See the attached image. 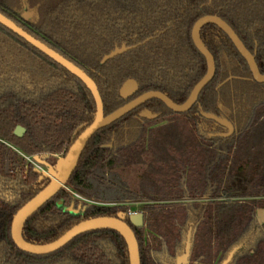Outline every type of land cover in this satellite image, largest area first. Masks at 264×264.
<instances>
[{"label": "trees", "instance_id": "1", "mask_svg": "<svg viewBox=\"0 0 264 264\" xmlns=\"http://www.w3.org/2000/svg\"><path fill=\"white\" fill-rule=\"evenodd\" d=\"M29 2L32 7L22 0H0V12L83 69L97 85L104 115L148 90L161 91L176 103L187 98L206 72V60L191 38L194 22L204 14L225 20L264 74V0ZM13 4L21 8L13 9ZM30 10L33 13L24 17ZM199 37L214 58L215 73L196 102L185 112H174L152 98L97 130L65 184L84 200L60 188L25 221L26 241L48 243L83 220L116 216L132 228L141 264H213L207 251L194 254L198 227L206 231L204 242L218 248L215 254L221 253L217 264L229 255L228 264H264V222L256 214L264 208V83L253 79L246 60L218 26L204 24ZM123 45L128 47L125 51L104 60ZM128 78L135 79L138 88L123 98L119 88ZM198 105L224 115L234 132L228 137L201 134L224 128L203 117ZM143 109L156 116H141ZM95 112L94 98L77 76L0 23V264H130L126 241L113 229L81 233L47 254L23 251L11 237L16 211L50 181V174L39 166L55 171L59 157ZM173 115L188 117L202 143L211 147L227 145L238 131L245 142L239 158L228 156L226 148L206 154L205 191L199 194L204 198L196 200L192 193L194 198L179 207L163 202L152 188L135 193L106 175L119 151L144 140L159 148L153 125ZM17 125L25 128L21 136L14 134ZM224 178L229 184L222 190ZM241 186L253 189L250 196L257 192L262 197L216 201L222 195L241 194ZM135 200L145 201L142 227L129 222L128 202Z\"/></svg>", "mask_w": 264, "mask_h": 264}, {"label": "water", "instance_id": "2", "mask_svg": "<svg viewBox=\"0 0 264 264\" xmlns=\"http://www.w3.org/2000/svg\"><path fill=\"white\" fill-rule=\"evenodd\" d=\"M33 12L26 11L23 15L24 17L30 16ZM0 23L22 38H24L28 43L39 49L41 52L52 58L54 61L65 67L72 74L77 76L90 90L96 106V112L92 122L85 126L78 135L73 139L72 143L69 145L65 153L59 157L58 165L56 170L52 175H50V181L40 189L33 197L26 201L14 214L11 222V237L18 248L23 251L33 253V254H47L58 250L70 240H72L77 235L96 229H113L119 232L126 241L129 253L130 264H141L139 256V248L136 236L130 227V225L124 221L122 218L116 216H97L83 220L66 232H64L57 239L44 243V244H34L26 241L22 236V227L25 221L36 212L45 202L52 198L60 188L65 187L67 180L69 179L79 156L89 140V138L100 128L107 126L113 121L117 120L127 112L138 107L148 99L156 98L161 100L170 110L174 112H185L187 111L197 100L200 91L208 84V82L213 78L215 73V62L210 51L204 46L199 37L200 28L206 23H212L218 26L223 32H225L230 40L233 42L234 46L242 57L246 60L248 67L251 71L252 77L255 81L259 83H264V74L260 73L257 64L255 62L254 55L245 47L243 42L240 40L238 35L232 29V27L221 17L216 14H204L198 18L191 29V38L195 47L200 51L206 60V72L205 74L196 82V84L191 89L189 95L182 103H176L172 101L165 93L158 90H148L138 96L134 97L125 104L114 109L110 113L104 115L103 103L98 91L95 81L79 66L74 64L72 61L55 51L53 48L40 41L39 39L32 36L30 33L25 31L19 25H17L13 20L0 12ZM128 47L121 46L112 50L109 54L104 56V60L111 58L123 51ZM138 88V84L135 79H126L119 88V94L123 98L133 94ZM199 113L207 118L214 120L217 124L226 128L225 131L218 132H208L205 135L207 137H228L234 131V126L230 120H228L224 115H216L209 111H204L200 105H198ZM141 116H146L148 118L155 117V113H151L150 110H143L140 112ZM25 132V128L21 125H17L14 129V134L21 136ZM263 211V210H262ZM259 209L257 213L260 215L261 219H264V213ZM129 222L135 227H141L143 225V214L142 212H133L129 214ZM190 247V234L188 233L185 253L183 258L185 259L189 253Z\"/></svg>", "mask_w": 264, "mask_h": 264}, {"label": "rangeland", "instance_id": "3", "mask_svg": "<svg viewBox=\"0 0 264 264\" xmlns=\"http://www.w3.org/2000/svg\"><path fill=\"white\" fill-rule=\"evenodd\" d=\"M22 1L30 4L29 0ZM18 5L13 4V9L19 10L21 6L19 7ZM29 7H32V5L30 4ZM153 126L155 127L154 130L159 132L161 136L158 137L156 135L157 132L155 133L157 139H155V142L158 141L159 148L150 147L149 143L144 140L138 146L119 151L113 156L111 163L107 165L106 175L110 180L135 193L152 188L156 190L160 198H163L161 200L167 202V204L171 203L179 207L183 204L182 202L194 198L191 196L192 193L196 195V200L204 198V196L199 194L205 191L202 184L205 175L206 154L210 155L215 153V151L226 148L227 151L225 152L230 157L239 158L243 156L245 142L243 134L239 131L227 145L220 143L211 147L202 143L203 141L198 136L191 120L186 116L173 115L158 121ZM201 147L204 148L202 149ZM258 147L256 145L255 149ZM39 167L50 175L54 173L51 166L42 164ZM228 184L224 178L221 184L222 190L227 189ZM65 188L76 198L84 200L76 191L68 186H65ZM234 188H238V184H235ZM252 190L249 186H243V188L241 186L239 189L241 194L235 196L222 195L215 199L217 202L222 199L234 202L236 200L251 201L262 197L261 193L257 192L250 196L248 192ZM185 191L190 195L182 196ZM144 202L143 200L128 202L130 211L132 213L141 212ZM179 216L177 215L176 217L178 221H181ZM197 230L194 236V243L197 246L194 254L207 251L209 260L213 257V264H217L215 262H217L221 253L215 254L218 248L215 246L211 247L204 242L203 233L205 234L206 231L201 229V227H198Z\"/></svg>", "mask_w": 264, "mask_h": 264}, {"label": "flooded vegetation", "instance_id": "4", "mask_svg": "<svg viewBox=\"0 0 264 264\" xmlns=\"http://www.w3.org/2000/svg\"><path fill=\"white\" fill-rule=\"evenodd\" d=\"M131 95H132V94H131ZM131 95H129V96H131ZM129 96H127V97H129ZM137 96H138V95H137ZM127 97H126V98H127ZM132 99H133V98H132ZM130 100H131V99H130ZM130 100H128V101H130ZM148 100H149V99H148ZM128 101H127V102H128ZM145 102H146V101H145ZM124 104H125V103H124ZM142 104H143V103H142ZM139 106H140V105H139ZM143 110H149V109H143ZM143 110H142V111H143ZM142 111H140V112H142ZM150 112H151V111H150ZM151 113H152V112H151ZM147 118H148V117H147ZM151 118H152V117H151ZM222 127H223V126H222ZM223 128H224V127H223ZM225 130H226V128H224V130H222V131H225ZM215 132H218V131H215ZM233 132H234V131H233ZM207 133H208V132H207ZM201 134H203L204 136H206V135H205L206 133H204L203 131H201ZM206 137H207V136H206ZM208 138H209V137H208ZM259 209H261V211L263 210L262 212L264 213V208H259ZM259 209L256 210L257 217H258V219H259L260 221L264 222V219H261L260 215L257 213V211H258ZM141 212H142V211H141ZM142 214H143V213H142ZM143 225H144V218H143ZM143 225H142V226H143ZM142 226H141V227H142ZM187 237H188V234H187V236H186V241H187ZM185 246H186V243H185ZM230 257H231V256L229 255L226 259H224V260L221 262V264H228V262H229V260H230ZM187 258H188V255H187V257H186L185 259H184L183 256H182V260H183L184 262H186ZM215 263H216V262H215ZM183 264H184V263H183Z\"/></svg>", "mask_w": 264, "mask_h": 264}, {"label": "built area", "instance_id": "5", "mask_svg": "<svg viewBox=\"0 0 264 264\" xmlns=\"http://www.w3.org/2000/svg\"><path fill=\"white\" fill-rule=\"evenodd\" d=\"M129 213H132L131 211Z\"/></svg>", "mask_w": 264, "mask_h": 264}]
</instances>
